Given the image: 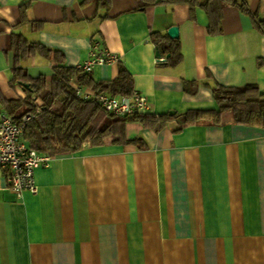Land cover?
Segmentation results:
<instances>
[{"label":"crops","instance_id":"0c3cea01","mask_svg":"<svg viewBox=\"0 0 264 264\" xmlns=\"http://www.w3.org/2000/svg\"><path fill=\"white\" fill-rule=\"evenodd\" d=\"M243 1L255 19L227 8L211 36L206 13L192 19L185 6L139 11L136 0H111L106 11L96 0H0V115L5 101L24 95L10 84L15 36L71 69L99 44L119 62L96 67L94 82H114L124 68L153 109L138 115L172 119L127 125L130 145L108 138L54 158L35 171L37 197L18 199L0 172V264H264V130L210 117L180 126L191 111H218L216 86L264 94V0ZM173 27L183 57L176 69L160 65L152 43ZM55 67L41 54L22 64L47 81Z\"/></svg>","mask_w":264,"mask_h":264},{"label":"trees","instance_id":"16d2710c","mask_svg":"<svg viewBox=\"0 0 264 264\" xmlns=\"http://www.w3.org/2000/svg\"><path fill=\"white\" fill-rule=\"evenodd\" d=\"M98 6L106 11L111 0H96ZM137 9L145 10L154 6H185L191 11L192 19L197 10H203L209 20V35L221 33V22L227 8L239 9L242 14L252 17L243 0H136ZM264 30V22L258 23ZM261 29V28H260ZM152 43L161 56L160 65L176 69L183 63L179 41H173L160 34L152 35ZM9 49L15 54V68L11 87L20 89L24 95L18 101L4 102L5 110L17 123L27 115L35 119L26 124L24 143L33 151L52 158L78 153L84 145H102L108 138L115 144L130 145L127 141L126 128L132 123L145 126L161 127L172 119H149L139 116L118 118L106 113L97 101L85 100L77 94L72 84L86 89L97 97L105 94L113 97H127L133 94L131 75L120 69L119 77L114 82L95 83L90 74L78 69L67 68L59 60V54L40 45L28 44L21 37L10 36ZM36 54H41L56 64L54 76L50 81L45 77L33 79L22 64ZM164 60V62H161ZM29 86V89H24ZM213 97L218 111H191L180 119V126L198 125L205 117H210L213 125L234 124L238 126H259L264 130V94L256 86L244 88H225L216 86ZM135 146L143 148L141 141Z\"/></svg>","mask_w":264,"mask_h":264},{"label":"built area","instance_id":"2783aa9c","mask_svg":"<svg viewBox=\"0 0 264 264\" xmlns=\"http://www.w3.org/2000/svg\"><path fill=\"white\" fill-rule=\"evenodd\" d=\"M161 61L164 62V60ZM118 62L119 59L116 56L103 52L100 45L94 43L90 50L89 60L78 70L91 74L96 67ZM76 91L85 100L95 99L106 113L118 118L153 112L147 100L137 93L127 97H113L105 94L97 97L86 90L77 88ZM33 119H35L34 115H27L20 123H17L7 113L0 115V172L8 173L10 190L18 199H22L26 193L34 197L39 195L35 171L41 167L49 168L54 159L30 150L25 145L23 139L26 124Z\"/></svg>","mask_w":264,"mask_h":264},{"label":"water","instance_id":"95a60500","mask_svg":"<svg viewBox=\"0 0 264 264\" xmlns=\"http://www.w3.org/2000/svg\"><path fill=\"white\" fill-rule=\"evenodd\" d=\"M167 36L169 39L173 40V41H177L180 38V33H179V29L177 27H173L171 29L168 30ZM157 58L161 59L160 54H157ZM24 89H29V86H24Z\"/></svg>","mask_w":264,"mask_h":264},{"label":"rangeland","instance_id":"374dc122","mask_svg":"<svg viewBox=\"0 0 264 264\" xmlns=\"http://www.w3.org/2000/svg\"><path fill=\"white\" fill-rule=\"evenodd\" d=\"M74 87H77V85H76V86H74Z\"/></svg>","mask_w":264,"mask_h":264}]
</instances>
